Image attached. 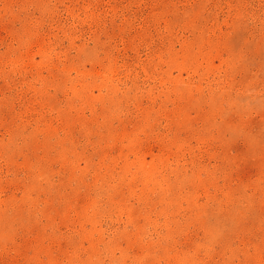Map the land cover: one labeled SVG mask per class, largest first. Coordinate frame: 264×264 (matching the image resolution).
Here are the masks:
<instances>
[{
	"label": "rangeland",
	"instance_id": "obj_1",
	"mask_svg": "<svg viewBox=\"0 0 264 264\" xmlns=\"http://www.w3.org/2000/svg\"><path fill=\"white\" fill-rule=\"evenodd\" d=\"M0 264H264V0H0Z\"/></svg>",
	"mask_w": 264,
	"mask_h": 264
}]
</instances>
